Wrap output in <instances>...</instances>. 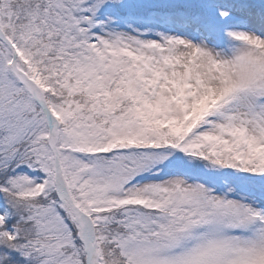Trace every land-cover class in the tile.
Wrapping results in <instances>:
<instances>
[{
    "label": "snow or ice",
    "instance_id": "1",
    "mask_svg": "<svg viewBox=\"0 0 264 264\" xmlns=\"http://www.w3.org/2000/svg\"><path fill=\"white\" fill-rule=\"evenodd\" d=\"M0 264H264V0H0Z\"/></svg>",
    "mask_w": 264,
    "mask_h": 264
}]
</instances>
